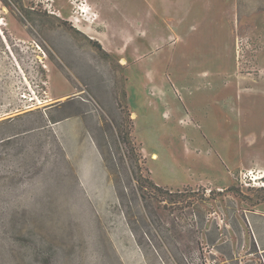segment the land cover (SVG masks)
<instances>
[{
    "label": "rangeland",
    "instance_id": "obj_1",
    "mask_svg": "<svg viewBox=\"0 0 264 264\" xmlns=\"http://www.w3.org/2000/svg\"><path fill=\"white\" fill-rule=\"evenodd\" d=\"M0 21V264H254L264 189L236 176L264 168V0H0Z\"/></svg>",
    "mask_w": 264,
    "mask_h": 264
},
{
    "label": "crops",
    "instance_id": "obj_2",
    "mask_svg": "<svg viewBox=\"0 0 264 264\" xmlns=\"http://www.w3.org/2000/svg\"><path fill=\"white\" fill-rule=\"evenodd\" d=\"M243 222L239 227V238L247 248L246 261L264 264V197L252 205H246Z\"/></svg>",
    "mask_w": 264,
    "mask_h": 264
},
{
    "label": "built area",
    "instance_id": "obj_3",
    "mask_svg": "<svg viewBox=\"0 0 264 264\" xmlns=\"http://www.w3.org/2000/svg\"><path fill=\"white\" fill-rule=\"evenodd\" d=\"M42 65L45 67V64ZM236 179L241 187L264 189V168L242 169L238 172Z\"/></svg>",
    "mask_w": 264,
    "mask_h": 264
},
{
    "label": "bare ground",
    "instance_id": "obj_4",
    "mask_svg": "<svg viewBox=\"0 0 264 264\" xmlns=\"http://www.w3.org/2000/svg\"><path fill=\"white\" fill-rule=\"evenodd\" d=\"M88 9V8H87ZM87 9H84L83 11H86ZM0 24H4V22H1L0 21ZM2 40V42H4V44L6 45V48L9 50V54L10 55H12L11 53H12V49H11V47H10V45H9V43H8V41H7V38L6 37H4V38H1ZM14 54V53H13ZM14 59V58H13ZM15 62V61H14ZM15 66H16V69L18 70L19 68L21 69V67L19 66V63L18 62H15ZM21 74H22V72H21ZM25 78V77H24ZM26 79V78H25ZM45 102H47V100H44V101H40V100H37V104H38V106H42V105H44L45 104ZM37 107V106H36ZM152 157L153 158H155L156 157V155L155 154H152Z\"/></svg>",
    "mask_w": 264,
    "mask_h": 264
},
{
    "label": "flooded vegetation",
    "instance_id": "obj_5",
    "mask_svg": "<svg viewBox=\"0 0 264 264\" xmlns=\"http://www.w3.org/2000/svg\"><path fill=\"white\" fill-rule=\"evenodd\" d=\"M38 48V47H37ZM39 49V48H38ZM46 66V65H45Z\"/></svg>",
    "mask_w": 264,
    "mask_h": 264
}]
</instances>
